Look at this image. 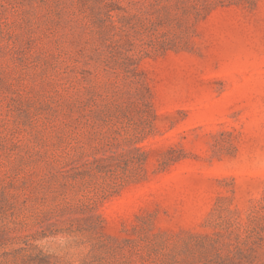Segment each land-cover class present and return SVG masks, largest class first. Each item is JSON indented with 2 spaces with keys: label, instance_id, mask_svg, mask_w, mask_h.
Returning a JSON list of instances; mask_svg holds the SVG:
<instances>
[{
  "label": "rangeland",
  "instance_id": "1",
  "mask_svg": "<svg viewBox=\"0 0 264 264\" xmlns=\"http://www.w3.org/2000/svg\"><path fill=\"white\" fill-rule=\"evenodd\" d=\"M0 264H264V0H0Z\"/></svg>",
  "mask_w": 264,
  "mask_h": 264
}]
</instances>
